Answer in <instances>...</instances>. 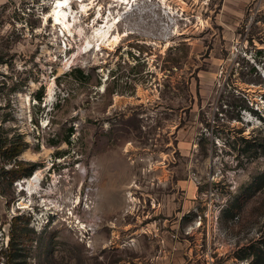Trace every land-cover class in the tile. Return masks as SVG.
<instances>
[{
	"label": "rangeland",
	"instance_id": "374dc122",
	"mask_svg": "<svg viewBox=\"0 0 264 264\" xmlns=\"http://www.w3.org/2000/svg\"><path fill=\"white\" fill-rule=\"evenodd\" d=\"M245 139L264 0H0V264H260Z\"/></svg>",
	"mask_w": 264,
	"mask_h": 264
},
{
	"label": "trees",
	"instance_id": "16d2710c",
	"mask_svg": "<svg viewBox=\"0 0 264 264\" xmlns=\"http://www.w3.org/2000/svg\"><path fill=\"white\" fill-rule=\"evenodd\" d=\"M252 71L253 72H257V74L260 75V72L258 70V68L256 67H253L252 68ZM242 108L244 107L245 108V105H241ZM245 142L248 143V147L245 149L246 152L249 151V150H254L255 152H258L260 151L263 155H264V144L263 143H260L259 141L257 140H247L245 139ZM246 145V144H245ZM25 149V142L21 139V140H15V141H11L6 149H5V154H6V157L11 160V159H14L15 157H17L18 155L21 154V152H23V150ZM19 167L20 169H23L25 168V163L24 162H20L19 163ZM32 170L33 169H30L28 170V172H25L26 175H31L32 173ZM16 174H18V171H15ZM253 186H255V188H263L264 187V172L257 175L254 180H253ZM13 240L11 241L10 243V247H8L6 250H4L3 248H1L0 250V255L1 253H4V252H7L8 250H14L13 249ZM256 257L258 259H260L258 262H260V264H264V249H261L259 248L258 251L255 253Z\"/></svg>",
	"mask_w": 264,
	"mask_h": 264
},
{
	"label": "bare ground",
	"instance_id": "6f19581e",
	"mask_svg": "<svg viewBox=\"0 0 264 264\" xmlns=\"http://www.w3.org/2000/svg\"><path fill=\"white\" fill-rule=\"evenodd\" d=\"M57 19H59L58 17H57ZM108 36V34H106V35H103V36H100V39H106V37ZM101 46V45H100ZM102 47V46H101ZM34 156V155H33ZM39 174H41V173H37L36 175H32L29 179H28V181H27V185H28V187H27V189H28V192L33 196V195H35V194H37V193H39V191H37L38 189H39V185H38V181H39ZM40 190V189H39Z\"/></svg>",
	"mask_w": 264,
	"mask_h": 264
}]
</instances>
